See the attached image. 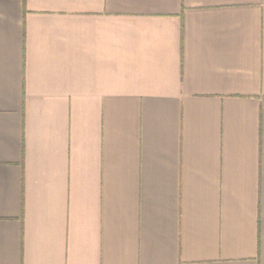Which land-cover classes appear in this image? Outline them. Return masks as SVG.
Instances as JSON below:
<instances>
[{"label": "crops", "instance_id": "obj_1", "mask_svg": "<svg viewBox=\"0 0 264 264\" xmlns=\"http://www.w3.org/2000/svg\"><path fill=\"white\" fill-rule=\"evenodd\" d=\"M0 264H264V0H0Z\"/></svg>", "mask_w": 264, "mask_h": 264}]
</instances>
